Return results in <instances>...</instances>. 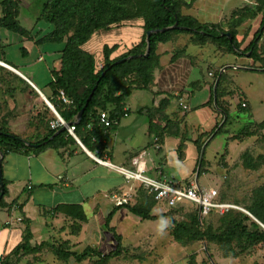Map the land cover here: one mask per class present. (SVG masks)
<instances>
[{"label":"trees","instance_id":"16d2710c","mask_svg":"<svg viewBox=\"0 0 264 264\" xmlns=\"http://www.w3.org/2000/svg\"><path fill=\"white\" fill-rule=\"evenodd\" d=\"M194 1L190 0L187 3L184 0H47L42 6L38 21L45 22L52 29L49 32L45 31L39 40H35L34 29L26 30L18 21L21 0H1L0 30L17 34L35 45L39 43L62 45L59 51V66L50 73L51 94L44 95L65 124L74 122L76 115L84 108L87 98L96 87L80 121L74 126V134L90 153L100 158L101 150L104 148L103 141L107 134L116 129V125L112 122L118 123L127 115L124 111L126 98L133 90L155 88L154 75L160 69V56L157 54L160 44L173 43L179 35H186L189 36L191 45L200 48L211 45L218 52L227 53L236 58L249 54L248 58L252 61L251 67H254L257 62L264 64V48L258 47V42L264 34V0H252L254 5L248 4L233 10L227 20L216 24L200 23L195 18L183 14V10L190 9ZM258 16H261L259 30L253 40L241 50L242 43L237 40V29ZM134 23L141 30L138 42L124 48H121L122 45L119 44L104 45L98 56L85 49L96 34L131 26ZM175 23L178 29L150 35L149 54L144 57L147 33L172 27ZM23 52L27 54L24 50ZM179 59H186L192 68L195 67V58L189 56L184 49H175L170 64ZM5 64L13 67L8 63ZM215 78L218 79L215 87L216 102L214 103V86H212L211 98L207 106H214L216 112L218 114L221 112L227 120L228 112L221 109L219 104L220 83L223 75L216 73ZM27 92L30 96L33 95L36 98L38 96L25 81L0 67L1 104L8 109L17 95ZM62 98L66 102H63ZM175 99L177 100L176 97L166 94L165 99L159 103V107L153 109L154 114H148L149 137L152 140L157 138L159 146L163 143L167 132V121H169L163 112L170 101ZM44 109L50 114L46 116L45 124L43 123L45 132L42 134L22 139L10 133L4 122L0 124V152L3 157L11 152L38 155L47 150H54L60 155L62 152H68L70 147L76 146L75 140L67 131L58 133L61 128H51L50 123L56 121V117L45 104ZM240 112L247 115L250 113L246 105ZM102 113L106 114L110 126L106 127L100 123ZM217 128L218 125L215 130ZM258 128L263 130L264 122L259 124ZM219 132L220 130L217 134ZM213 133L214 130L211 134ZM160 150L161 147L157 153H160ZM243 159L246 160L245 165L252 170L264 165V156H260L256 163H250L251 158L248 156ZM2 185L3 197L0 200V207L6 206L4 197L7 195V190L3 180ZM140 189L137 205L121 204L117 210L123 209L142 221L167 220L168 228L171 225L170 235L176 243L186 246L193 242L205 241L217 246L225 257L233 258L246 255L259 245L264 247V186L255 190L253 196L245 203L224 200L217 192L215 202L241 206L246 213L236 209H228L221 214L218 211H211L205 218H199L198 207L190 203H181L174 208H169L166 214L154 216L151 212L158 202L155 201L153 194L142 187ZM1 192L0 185V194ZM15 204L16 202L11 203V205ZM58 212L73 217L79 222L86 220L80 207H61ZM247 213L263 227L254 222ZM174 214L182 216V219L175 220ZM212 214L220 216L219 229L213 230L210 226L203 225V221ZM110 217L111 214L106 220V227L117 245L113 251L105 255L93 248H87L78 255L62 248L61 245L52 247L42 243L31 247L29 231L23 243L14 250L13 254L22 252L25 255H31L49 249L61 261L72 258L76 262H81L95 257L98 261L94 264H109L111 260L121 261L124 258L134 259L127 252L131 250L137 252L138 249L122 247L121 237L114 228L109 227ZM2 264H7L6 260Z\"/></svg>","mask_w":264,"mask_h":264},{"label":"rangeland","instance_id":"374dc122","mask_svg":"<svg viewBox=\"0 0 264 264\" xmlns=\"http://www.w3.org/2000/svg\"><path fill=\"white\" fill-rule=\"evenodd\" d=\"M46 1L21 0L18 21L24 29H34L35 40H39L45 31L49 32L52 29L45 22L38 21L42 6ZM184 1L190 2V0ZM245 1L195 0L190 9L183 10V14L195 18L200 23L215 24L221 19L227 20L225 18L229 17L233 10L241 8ZM137 27V24L134 23L121 28V31L103 32L101 34L102 41L110 44V42L121 38L117 35L122 36L129 31L128 37L132 38ZM40 30L42 32H39ZM182 39L183 42L178 49H184L189 56L195 58V67L189 83L197 85L199 84L197 81L200 82L203 79L209 81L207 73H211L213 75L209 81L211 88L218 82V79L215 78L216 73L223 75V80L220 83L219 104L221 109L228 112V119L226 120L221 112L218 114L214 106L200 105L207 92L202 91L201 87L196 88L190 84V89H192L190 100L187 99L189 98L187 95V98L182 97L171 101V109L175 113L167 121L165 137L172 136L176 140L178 136L179 142L176 143V150L175 144L169 140L164 146V155L167 156L163 169L164 175L174 173L175 181H180L184 175L183 171H185L184 177L186 178L197 176V179L194 180L200 188L217 191L224 200L245 203L253 196L255 190L264 186V165L252 170L245 165L246 160L243 159L248 156L251 158V161L248 160L250 163H256L260 156H264V129L258 128V125L264 122V64L257 62L254 67H251L252 61L246 60L249 59L247 54L244 56L245 61L239 58L237 60L230 54L218 52L211 45L204 47L206 50L200 53L201 50L198 46L190 45L188 42L189 36L184 35ZM92 41L94 40L90 41L89 48H85L95 52L98 56L100 52H96L100 50L98 47L101 46L102 41L99 40L100 45L96 40V45ZM30 43L31 41L23 39L17 34L0 30V59L17 67L42 90L43 94L50 96V73L54 68V62L59 61V51L62 49V45L49 43L35 45L34 43L35 47L30 51L28 45ZM164 47H169V45ZM25 49L29 53L25 54L23 52ZM39 55L43 57L42 62L36 61ZM230 59L232 61H228ZM235 60L237 64H244L243 70L222 67ZM153 90H133L126 98L125 103L131 108L132 119L138 118L137 111L140 106H144L147 110L152 108V102L156 97ZM24 94L26 95V93ZM24 94L16 102L10 103V108H14L13 110L9 108L11 110L9 111L18 116L26 114L29 116L28 121L31 119V125L36 126L39 123L41 127H44L43 123L45 124L46 116L50 113L45 111L43 101L39 96L36 98L32 95L29 98L30 94H27V98ZM17 97L18 95L15 98ZM179 102L189 106V111L182 112V109L178 108ZM243 104L250 111L248 115L240 112ZM37 116L43 121L40 122ZM217 125L218 128L215 130ZM213 130L214 133L211 134ZM219 130L220 132L217 134ZM140 137V134L134 135V141L139 140ZM189 141L196 142L194 143L195 150L192 149L191 152L187 150ZM144 144H148L147 138L144 140ZM200 147L201 150H199ZM149 152L150 155L155 154L153 149H149ZM148 168L150 172L147 173V176L154 177L155 171L152 172L150 166ZM140 191L141 189L138 187L135 189L137 197L119 199L117 203L137 205ZM239 207L243 209L241 206ZM192 209L194 210V208ZM161 212L166 214L168 208L162 203H157L152 214L156 215ZM219 217V215L212 214L203 221V225L210 226L213 230L219 229ZM117 219H119V215L114 218L112 226L122 237V245L124 247H139L137 252L133 250L127 252L134 259L124 258L123 262L119 261V264H190V262L191 264H264V247L260 245L246 255L236 258L225 257L217 246L205 241L193 242L186 246L174 242L170 235L171 225L168 228L167 220L164 221L165 230H162L160 221L138 223V219L129 214V222L119 225ZM174 219L180 221L182 216L174 214ZM110 236L112 235L110 234ZM99 244L102 245L105 252L111 250V244L108 245L100 241ZM82 249L83 247L79 250ZM74 262L76 261L71 259V264H75Z\"/></svg>","mask_w":264,"mask_h":264},{"label":"crops","instance_id":"0c3cea01","mask_svg":"<svg viewBox=\"0 0 264 264\" xmlns=\"http://www.w3.org/2000/svg\"><path fill=\"white\" fill-rule=\"evenodd\" d=\"M248 4L254 5V2L246 0L242 7ZM228 18L229 17L225 19ZM223 20L224 19H221L218 23ZM260 23L261 16H258L253 20L245 22L237 29V40L242 43L241 50L253 40L254 35L260 28ZM121 30V28L113 29L109 32ZM129 32L126 34L124 33L125 35L122 36L117 35V37L121 38H118L115 42H110V44L102 41L103 38L101 34H103V32L96 34L92 39L94 40L92 41L94 42L93 44H95V40L98 45H100L99 40L101 39L102 41L101 46L98 47L100 50L96 53L100 52L104 45L110 46L119 44L122 45L121 48H124L134 42H138L141 36V30L137 28L132 38L128 37ZM183 36L184 35H179L173 43L160 44L157 48V54L160 56V69L157 70L154 75L155 88L153 94L156 95V97H154L152 102L151 111H148L144 106H140L137 111L138 118L132 119L131 108L125 103L124 111L127 112V115L120 119L114 131L107 134L106 139L103 141L104 148L101 150L100 158L90 153L82 143L84 149L79 146H72L69 148L68 152H62L60 155L54 150H47L38 155L11 152L3 157L1 172L2 180L6 183L7 195L4 197L6 206L0 207V264L5 260L7 264H71L72 258L67 261H61L49 249H44L37 254L31 255H25L22 252L16 255L13 254L14 250L23 243L27 231H29L31 235V247L39 246L42 243L49 244V246L52 247L61 245L62 248L78 255L87 248L97 249V251L103 255L115 249L117 242L113 235L107 230L106 220L111 214L109 226L114 228L115 232L116 228L112 226L114 225L112 223L117 215H119V219H117L119 225H123V223L127 224L129 222V213L123 209L117 210L118 206L122 204H118L117 201H119V199H124V195H128L132 198L135 197V189L141 186L136 182L126 183L123 176L118 174L114 169L100 164L98 161L107 162L116 167L135 170L132 165L133 159H136L139 155L144 153L145 157L142 161L145 164L146 175L150 172L148 166H150L152 172L155 171V176H148L150 178L172 181L174 183H185L197 179V176L192 178L184 177L185 171H183L184 175L180 181H175L174 173H166L164 175L165 172L163 169L165 167V158H167V156L164 155V146L169 140L175 144L176 150V143L179 142V139L176 137V140H174L172 136L164 137L162 145L159 146V148L161 147L160 154L152 147L153 140L149 137L148 132V114H154L153 109L159 107V103L165 99L166 94L176 97L177 99L182 97L187 98V95H189L187 99L190 100V93L192 92L190 86L193 85V83H189L193 71L190 62L186 59H179L175 63L170 64L175 49L183 42ZM33 44V42L28 44L30 51L35 47ZM168 45L169 47H164ZM88 46H90V42L86 45V47ZM258 47L264 48V34L258 42ZM200 50L201 53L206 49L200 48ZM25 51L29 53L27 49H25ZM87 51L91 52V50ZM247 56H249V54H247ZM233 58L236 57L233 56ZM239 59L244 60V56ZM246 60L249 61V59ZM36 61L42 62L43 57L39 55ZM228 61H232V59ZM0 62L3 64L6 63L2 59H0ZM243 65L244 64H237L235 60L233 63L224 64L222 67L225 69L230 68L234 70L236 68L243 70ZM58 66L59 61H55L53 69H57ZM0 67L11 72L2 65H0ZM13 69L23 76L24 79L21 78L23 81L30 87L33 85V87L45 97L42 90L20 72L17 67ZM1 72L4 74L3 71ZM211 77L212 75L210 76V73H207L209 81ZM209 81L203 79L200 82L197 81L199 84L202 82L201 85H193L196 86V88L201 87V89H203L202 91L207 92V95L200 104L202 106H206L211 98ZM27 94L28 92L24 95L27 96ZM20 96L21 95H18L14 101L16 102L18 98H21ZM29 98H31L30 95ZM45 99L47 100L46 97ZM171 101L163 112L168 119L175 113L173 109H171ZM9 108L10 104L7 109L6 106L0 102V124L4 122L10 133L22 139H27L45 132V128L41 127L39 123L36 126L31 125V119L28 121V115L23 114L18 116L14 114V112H10L14 107L12 109L10 108L11 110ZM182 112L184 111L182 110ZM37 118H39V116H37ZM136 134H140L141 137L139 140L134 141V135ZM132 137L133 139H131ZM146 138L148 144L145 145L144 140H146ZM194 142L195 141H189L187 150H190V152L192 149L195 150ZM149 149H153L155 154L150 155ZM12 202H16V204L11 205ZM61 207H80L85 216V222H79L73 217L58 212V209ZM154 209L155 207L153 210ZM159 214H162V212L156 215ZM11 217H13L14 220L20 218L21 222L17 223L14 221L12 224H7ZM137 219L138 223H142V220L139 218ZM160 222L162 223V230H165L164 221L161 220ZM109 233L112 236H110ZM99 241L101 243L105 242L108 245L111 244V250L105 252L102 245L99 244ZM114 242L116 243L115 245L113 244ZM79 247H83V249L80 251ZM122 247L124 246L122 245ZM124 248L139 249V247L134 246H126ZM97 261V258L94 257L89 260L74 263L94 264ZM109 264H119V261L111 260Z\"/></svg>","mask_w":264,"mask_h":264},{"label":"built area","instance_id":"2783aa9c","mask_svg":"<svg viewBox=\"0 0 264 264\" xmlns=\"http://www.w3.org/2000/svg\"><path fill=\"white\" fill-rule=\"evenodd\" d=\"M62 100L63 102H66L64 98H62ZM178 105L183 111H188V107L183 105L181 102H179ZM242 107H245V105L243 104ZM55 117L56 121L50 123L51 128L58 129L63 127L65 124L64 121L59 117V115H55ZM99 120L100 123L104 124V126L106 127L111 125L105 113H102L100 115ZM112 123L113 125L117 124V122L115 121ZM74 126L75 124L73 123L66 131L75 140L78 146L84 149L81 142L76 138L74 134ZM152 147L156 151L159 149L157 138L153 139ZM144 157L145 154L142 153L136 159H133L132 165L134 166L135 170H129L123 167H116L107 162H98L114 169L118 174L123 176L126 183H138L144 190L154 195L155 201L164 204L165 207L168 209L174 208L181 203L194 204L199 209V218H205L211 211H218L220 214L228 209H236L245 212L244 210L236 206L229 204H219L215 202L217 191L200 188L196 180L185 183H174L172 181L148 177L146 175L145 164L142 161ZM123 198H130V196L124 195ZM14 221L20 223L21 219L17 218L14 220L13 217H11L10 220H8L7 224H12V222Z\"/></svg>","mask_w":264,"mask_h":264},{"label":"water","instance_id":"95a60500","mask_svg":"<svg viewBox=\"0 0 264 264\" xmlns=\"http://www.w3.org/2000/svg\"><path fill=\"white\" fill-rule=\"evenodd\" d=\"M173 29H178V26H177V23H175L174 26L172 27H169V28H166V29H163V30H159V31H155V32H148L147 33V37H146V44H147V47H146V52L145 54L143 55L144 57H146L148 54H149V49H150V46H149V40H150V35L153 34V33H163L165 31H169V30H173ZM227 37L230 38L229 34H227ZM131 58H134V57H131ZM1 65H3L4 67H6L8 70H10L11 72H13L14 74L18 75L20 78H23V76H21L16 70H14L12 67L6 65V64H3L0 62ZM104 75V73L102 74V76ZM24 79V78H23ZM31 85V84H30ZM31 87L34 89V91H36V93L39 95V97L44 101L45 105L50 109V111L53 112L54 115H57L58 114L56 113L55 109L53 108V106L49 103L48 100L45 99V97L35 88L33 87V85H31ZM215 87L216 85L214 86V89H213V98H214V103L216 102V95H215ZM96 89V87H94V89L92 90V92L90 93L89 97L87 98L86 100V103H85V106L84 108L76 115L75 117V121L73 122L75 125L78 124V122L80 121L81 117H82V114L86 108V106L88 105L91 97H92V94L94 92V90ZM73 123H68V124H64L63 127H61V129L59 130L58 133L60 132H63V131H66ZM57 133V134H58ZM78 146V144L76 143V147ZM87 151V150H86ZM89 153V152H88ZM203 155V150H202V153H201V157ZM2 160H3V155L2 153L0 152V185H1V188H2V192L0 194V200L1 198L3 197V185H2V172H1V163H2ZM246 213V212H245ZM247 215L253 219L254 222H256L259 226L263 227L257 220H255L252 216H250L248 213ZM264 228V227H263Z\"/></svg>","mask_w":264,"mask_h":264},{"label":"bare ground","instance_id":"6f19581e","mask_svg":"<svg viewBox=\"0 0 264 264\" xmlns=\"http://www.w3.org/2000/svg\"><path fill=\"white\" fill-rule=\"evenodd\" d=\"M1 65V64H0ZM3 66V65H2Z\"/></svg>","mask_w":264,"mask_h":264}]
</instances>
